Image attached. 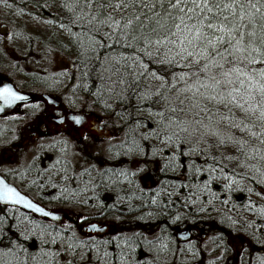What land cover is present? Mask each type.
Instances as JSON below:
<instances>
[{
    "label": "snow or ice",
    "instance_id": "obj_1",
    "mask_svg": "<svg viewBox=\"0 0 264 264\" xmlns=\"http://www.w3.org/2000/svg\"><path fill=\"white\" fill-rule=\"evenodd\" d=\"M64 9L67 22L59 27L73 46L78 79L91 81L80 86L92 97L91 103L84 98L76 108L77 101L69 100L67 108L47 109L40 102L24 104L46 131L56 130L49 147L63 145L65 166L56 174L72 187L62 188L56 199L88 204L91 197L84 193L110 181L133 185L150 164L165 175L174 174L179 189L188 190L181 207L197 215L208 213L218 199L212 192L218 179L227 191L241 180L264 186V0H63L58 10ZM28 99L7 85L0 87V104L5 107ZM43 104L55 106L56 97ZM96 107L103 117L94 115ZM133 109L138 116H133ZM145 112L150 123L141 119ZM113 118L117 123H111ZM109 127L111 132L106 131ZM97 140H107L108 158H123L124 166L70 169L71 148L86 149ZM10 144L5 141L0 148ZM197 181L203 187L193 190L190 184ZM158 187L160 191L148 190L151 194L142 198L139 209L129 205L131 213L154 210L133 214L127 221L117 216V222L147 224L170 215L172 197L181 193L172 182ZM204 194L212 198L203 201ZM0 206V264H129L130 254L142 245L155 253L152 264H170L161 256L170 249L157 243L159 236L148 239L142 231H119L97 243L90 233L100 234L104 226L90 222L88 240L80 239L71 222L64 225L59 215L2 178ZM115 207L102 204L98 214ZM259 213L264 215V208ZM182 218L177 214L172 222ZM78 219L81 224L90 221L88 215ZM113 241L118 251L110 252L106 245ZM136 264H141L139 259ZM247 264H253L251 256ZM255 264H264V255L255 258Z\"/></svg>",
    "mask_w": 264,
    "mask_h": 264
},
{
    "label": "trees",
    "instance_id": "obj_2",
    "mask_svg": "<svg viewBox=\"0 0 264 264\" xmlns=\"http://www.w3.org/2000/svg\"><path fill=\"white\" fill-rule=\"evenodd\" d=\"M61 3H63V0H6L4 5L6 8L11 9L15 15H20L22 18H27L26 15L31 10V15L37 19L39 18V20L41 19L46 24L49 36L40 43L41 50L47 54L66 57L70 62L72 69L67 76L62 77V80H67V84L63 81H60L61 83L51 82L47 76L31 75V73L28 75L16 72L13 76L19 79V82L15 83L20 90L22 89L28 93L46 92L54 95L58 93L60 96L58 97L62 102L64 101L67 107L69 106V100H75L77 101L76 108H80L84 98H87L88 102L91 103L92 97L80 87L85 82L91 84V81L78 79L81 76V72L77 71L72 63L74 59L72 55L73 46L69 43L67 33L59 27L61 22H67L66 16L68 15L66 9L58 10V5ZM48 21H51V23H48ZM20 33L22 35L21 30ZM25 51H29V48H26ZM51 87L53 88L50 89ZM95 90L93 88V91ZM94 115L103 117L99 107H96ZM138 115L133 109V116L136 117ZM22 118H24L25 122L26 119H29V116L24 115ZM141 119H143L144 123L151 122V118L147 117L146 112ZM12 122L10 121L11 124ZM111 123H117L115 118L112 119ZM9 124L3 126H8ZM107 131L111 132L112 128L109 127ZM6 134L7 130L1 128L0 143L7 141L4 136ZM115 135L122 137L123 132H116ZM56 136L57 133L51 136H42L35 144V148L30 151L31 155L27 161L19 157V171L5 178L43 205L50 208H65L72 212L73 217L76 218V222L72 224L80 239L88 240L89 237L80 232V226L90 222L102 223L110 221L114 223L113 230L102 237L92 236L97 243L110 240L119 231H124L125 233L129 232V230L142 231L148 235V239H154L155 236H159L161 239L157 243L162 242L168 245L170 251L161 253V256L167 259L170 264L173 260L175 264H247L250 256L253 264H255V258L264 255V215L259 213V209L264 208V186L251 181L241 180L233 190L227 191L223 187L224 181L218 179L212 186V192L215 193L218 199L209 206L210 211L208 213L197 215L194 212H185L181 207L184 198L188 195V190L179 189V183L174 174L169 172L165 175L160 172L158 165L150 164L149 170L138 177L135 184H119L110 181L106 187L100 186L95 191L89 190L84 193L86 198L91 197L88 204L72 205L55 198L60 195V190L65 186L72 187V184L66 185L60 176L56 174L57 169H62L65 166L62 151L63 145L55 149L49 147V142ZM40 144H43L44 147H37ZM99 144H102V146ZM107 146V140L103 142L97 140L95 143L89 144L86 149L73 146L68 157L69 168L71 169L75 166L78 172L81 168H87L91 165L101 169L123 167L124 165L120 163L123 158H108V154L105 152ZM72 153L78 154L73 155ZM57 159H60V164H55ZM92 174H96L95 168L92 170ZM114 180L115 177L113 178ZM161 182H163L165 187H167L169 182L174 183L177 190L181 193L179 196L174 195L172 197L175 205L170 206V215L162 216L159 220L147 224L137 222L130 225L117 222V216L127 221L131 220L133 214L141 215L154 210L145 208L138 210L136 213H131L129 205L139 209L142 198L151 194L148 190L155 189L160 191L158 186ZM190 187L196 190L197 187H203V185L197 181L195 184H190ZM140 188L144 189L143 194ZM248 189H252V191L250 192ZM167 190L172 191L173 189L167 188ZM256 193H261V195L258 196ZM211 198V194L201 196L203 201ZM161 199L167 202L168 197L162 196ZM224 200H228V203L224 204ZM114 203L116 204L115 208H105L103 209L104 215L98 214L101 211L102 204L111 205ZM249 204L252 205L251 208L248 207ZM19 211L22 212L21 210ZM177 214H181L184 218L172 222V217ZM85 215L90 217V221H85L81 224L78 217ZM228 217H231V219H228ZM232 221H236V223L233 224ZM63 223L67 225L70 222L65 221ZM56 226L57 228L61 227L60 224ZM186 229L190 231L191 237L187 242H180L175 237V232ZM203 237H205L206 243H203ZM220 237L223 238V242L220 241ZM256 238L259 239V242ZM115 244L116 242L113 241L112 244L106 245V247L110 252L118 251L115 248ZM225 247H227L226 252L224 251ZM154 258L155 253H149L147 245H142L136 252L130 254L129 264H136L137 259L140 260L141 264H152Z\"/></svg>",
    "mask_w": 264,
    "mask_h": 264
},
{
    "label": "rangeland",
    "instance_id": "obj_3",
    "mask_svg": "<svg viewBox=\"0 0 264 264\" xmlns=\"http://www.w3.org/2000/svg\"><path fill=\"white\" fill-rule=\"evenodd\" d=\"M4 2L6 3V0H0V76L15 83L19 82V79L13 76L16 72L28 75L31 73V75L47 76L51 82L63 81L67 84V80H62V77L67 76L72 69L70 62L66 57L47 54L41 50L40 43L49 36L46 24L31 15V10L26 15L27 18L15 15L11 9L5 7ZM2 29L7 31L5 36L2 35ZM26 48H29V51L26 52ZM56 95L59 96L58 93ZM14 118L16 117L13 115L11 118L0 119V128L9 124ZM35 144L25 150L31 151L35 148ZM30 155L31 152L25 155L26 161ZM203 243H206L205 237Z\"/></svg>",
    "mask_w": 264,
    "mask_h": 264
},
{
    "label": "flooded vegetation",
    "instance_id": "obj_4",
    "mask_svg": "<svg viewBox=\"0 0 264 264\" xmlns=\"http://www.w3.org/2000/svg\"><path fill=\"white\" fill-rule=\"evenodd\" d=\"M3 82H9L12 83L15 88L23 93H26L24 90H20V88L13 83V81H9V79H5L3 77H0V84ZM31 96V101L28 104H33L40 102L42 107H45L46 109L49 108L43 104V102L38 98L41 94H47L49 97H56V101L60 103L62 100L57 96L52 94H48L45 92H38L36 95L34 93H28ZM66 106V104L64 103ZM23 108V109H22ZM24 105H18L13 113L11 115H15L16 118L12 120V124L10 123L8 126H1V128H4L7 130V134L4 135L6 137L7 141H11V144L6 148H0V175L5 178L8 175H13L19 171V157H22L23 159L26 158L25 155H27L28 151L25 150V148L37 144V141L42 136H51L56 134V130L54 128H48L47 131L46 126L44 123L39 122L36 117L32 115L33 109L26 108L24 110ZM67 108V106H66ZM22 109V110H21ZM21 117H20V116ZM29 116V119H26L24 122V118L22 116ZM4 118V117H0ZM23 122V123H22ZM0 128V129H1ZM16 135L19 137V139L12 141V137ZM4 143L0 144L3 145ZM30 152V151H29ZM2 156V159H1ZM6 179V178H5ZM7 180V179H6Z\"/></svg>",
    "mask_w": 264,
    "mask_h": 264
},
{
    "label": "water",
    "instance_id": "obj_5",
    "mask_svg": "<svg viewBox=\"0 0 264 264\" xmlns=\"http://www.w3.org/2000/svg\"><path fill=\"white\" fill-rule=\"evenodd\" d=\"M1 32H2L3 35H6V34H7V31H5L4 29H2ZM5 85H7V86L13 88L14 91H17L18 93H20V91H18V90L14 87V85H12V84L9 83V82H3V83H1V84H0V87H3V86H5ZM20 94H22V95H26V96L29 98L28 101H26V102H16V103L13 104L11 107H5L3 104H0V107H3V108H4V111H3V112H0V117H3V116H6L7 114H11V113H13V111H14V109L16 108L17 105L25 104V103H29V102L31 101V97H30L28 94H25V93H20ZM49 98H50V97H49L48 95H46V94H42V95L39 96V99H40L42 102H43V100H47V99H49ZM47 107H49V108H53V107L59 108V107H65V106H64V104H62V103L56 101V105H55V106L48 105ZM65 108H66V107H65ZM0 178L4 179L2 176H0ZM5 181H6V180H5ZM6 182H7V181H6ZM7 183H8V182H7ZM9 184H10V183H9ZM18 190H19V189H18ZM22 193H23V192H22ZM29 197H30V196H29ZM34 201H35V200H34ZM43 206H44V205H43ZM17 207H18L20 210H22L23 212H28L27 209H23V208L20 207V206H17ZM44 207H45L46 209H49V210L53 211L54 214L59 215V216L62 218L63 221L66 220V221H69V222H72V223L75 222V218L73 217V214L70 213L69 211L65 210V209H61V208H47L46 206H44ZM37 218L39 219V217H37ZM48 222L53 223V224H59L58 222L51 221V220H49ZM96 223H98V222H96ZM88 224H89V223H88ZM88 224L83 225V226H81V228H80L81 233L84 234V235H89V233H90V230H89V228H88ZM98 225H103V226H104L103 231H102L100 234H97V233H95V232H91V233H90L91 236H101V237H102V235L107 234V233L110 231V229L113 228V223L111 224L110 222H105V223H103V224L98 223ZM175 235H176V238H177L179 241H181V242H186V241H188L189 238H190V232H189L188 229H186V231L184 230V231H182V232H176ZM186 238H187V239H186Z\"/></svg>",
    "mask_w": 264,
    "mask_h": 264
},
{
    "label": "bare ground",
    "instance_id": "obj_6",
    "mask_svg": "<svg viewBox=\"0 0 264 264\" xmlns=\"http://www.w3.org/2000/svg\"><path fill=\"white\" fill-rule=\"evenodd\" d=\"M181 232V231H180ZM176 233V232H175ZM175 237H176V235H175Z\"/></svg>",
    "mask_w": 264,
    "mask_h": 264
}]
</instances>
